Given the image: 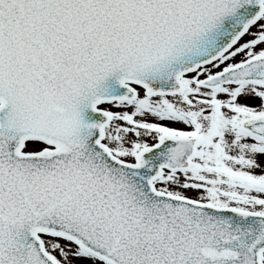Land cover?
<instances>
[{"label": "snow or ice", "instance_id": "6c2138e0", "mask_svg": "<svg viewBox=\"0 0 264 264\" xmlns=\"http://www.w3.org/2000/svg\"><path fill=\"white\" fill-rule=\"evenodd\" d=\"M0 264H264V0H0Z\"/></svg>", "mask_w": 264, "mask_h": 264}]
</instances>
